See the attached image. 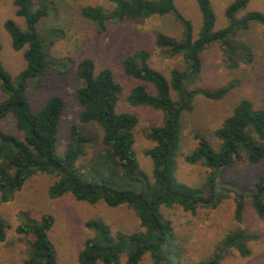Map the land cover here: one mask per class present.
<instances>
[{
	"label": "trees",
	"instance_id": "trees-1",
	"mask_svg": "<svg viewBox=\"0 0 264 264\" xmlns=\"http://www.w3.org/2000/svg\"><path fill=\"white\" fill-rule=\"evenodd\" d=\"M105 5L85 7L81 16L91 22L97 33L105 32L107 24L126 19L137 21L170 16L179 25L176 36L159 35L156 46L167 58L180 56L183 68L174 67L166 77L149 64L150 55L140 49L122 60L124 74L140 83L130 89L126 102L131 107H148L162 113L160 126L151 127L146 138L153 146L144 152L150 159L151 176L139 170L134 150L138 118L119 112L121 85L110 69H97L93 60L83 58L76 65L80 85L74 98L80 112L79 122L99 131L98 139L73 125L70 142L62 154L57 149L59 121L64 101L50 96L38 111H33L27 91L40 89L42 76L54 64L48 59L45 42L38 26L49 15V8H34L32 0H12L15 16L22 18L24 28L8 19L4 28L15 52L22 51L25 68L15 77L0 62V123L9 116L16 133L0 128V202L5 203L20 191L25 182L37 174L53 176L47 196L51 200L71 196L89 205L103 204L107 208L127 207L138 219L139 227L132 233L112 234L101 219H91L84 226L90 235L77 254V264H139L148 255L152 264H178L179 254L173 244L174 230L163 216L162 208L180 207L194 213L198 207L215 209L226 199L234 202V219L242 220L249 200L264 224V177L255 180L246 192H235L234 183L219 184L224 167L233 163L264 161V110L255 108L249 99H241L213 131L217 146L196 133V146L184 156L189 165L207 169L200 187L180 182L176 175V156L180 148L182 117L194 109L198 95L219 101L234 88L233 83L215 90L197 89L195 84L202 72V53L218 46L232 68L251 61L250 49L237 34L252 25L262 28L264 13H240L252 0H233L224 9L226 25L216 29V15L211 0H193L200 14V26L194 33L192 22L176 7L175 0H103ZM52 42L50 41L49 44ZM1 51V45H0ZM101 146L87 164L79 163L91 147ZM224 185L231 186L232 188ZM54 218L44 214L37 221H22L15 232L26 241L23 264H58L50 233ZM9 225L0 217V242ZM256 236L237 227L219 242L213 254L201 264H218L234 249L241 257L251 255L247 244Z\"/></svg>",
	"mask_w": 264,
	"mask_h": 264
},
{
	"label": "rangeland",
	"instance_id": "rangeland-1",
	"mask_svg": "<svg viewBox=\"0 0 264 264\" xmlns=\"http://www.w3.org/2000/svg\"><path fill=\"white\" fill-rule=\"evenodd\" d=\"M233 0H211L216 15V29L226 25L224 9ZM34 8H49L46 16L38 26L40 37L45 42L48 59L55 69H49L43 76L41 87L35 90L29 87L28 100L33 111H38L52 95H58L64 101V109L59 121L57 149L63 153L70 142V128L73 125L82 127L86 133L98 139L100 133L94 127H87L79 122L80 107L74 98L75 89L80 85L75 70L78 61L89 58L97 69L107 68L122 87L118 103L119 112L134 114L138 118L135 130L134 150L139 170L151 176L152 165L144 152L153 146L146 138L149 128L160 126L162 113L148 107H131L126 96L131 88L139 84L137 80L128 79L124 74L122 60L135 51L143 49L150 55L149 64L166 77L172 68H183L182 58L165 57L156 46L159 35L176 36L180 33L179 25L170 16L152 17L145 20L126 19L120 23L107 24L104 33L95 31L91 22L81 16V9L105 5L103 0H32ZM178 10L192 22L196 34L200 26V14L193 0H175ZM250 11L264 13V0H252L239 16ZM12 19L24 28L22 18L15 16L12 0H0V62L3 68L13 77L24 68L22 51L11 48V40L4 28V22ZM237 38L251 51V61L241 63L237 68L229 66L218 46L208 47L201 55L202 72L195 84L197 89L215 90L225 84L233 83L230 90L221 100H207L201 95L194 101L191 113L182 117L181 141L176 156L175 175L180 182L189 186L200 187L207 169L200 165H189L184 162L187 155L196 146L194 135L199 133L215 147L217 142L213 131L232 111L241 99H249L255 108L264 110V36L262 28L250 26L237 34ZM50 41L52 42L51 44ZM3 98L0 93V100ZM0 128L16 133L14 120L8 117L0 123ZM101 146L91 147L79 163L87 164ZM260 177H264V161L258 164L249 162L233 163L224 167L218 179L219 184L234 183L235 192H246L249 186ZM53 176L37 174L28 179L20 191L8 202H0V217L9 225L6 237L0 242V264H23L26 241L16 234L15 228L25 220L37 221L44 214L54 218L50 233L55 246L58 264H77V254L90 231L84 226L91 219L103 220L113 235L117 232L132 233L138 229L139 222L134 212L127 207L107 208L103 204L89 205L77 202L71 196L51 200L47 196L50 185L55 182ZM232 188L231 186L224 185ZM234 202L232 198L224 200L215 209L198 207L194 213L186 212L180 207L162 208L163 216L168 219L174 230L173 244L179 254L178 264H201L215 251L225 235L237 227L257 237L247 246L251 255L243 258L234 249L229 250L218 264H264V224L254 212L249 200L246 201L242 220L234 219ZM124 258L119 264H124ZM139 264H152L145 255Z\"/></svg>",
	"mask_w": 264,
	"mask_h": 264
}]
</instances>
